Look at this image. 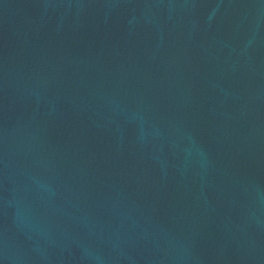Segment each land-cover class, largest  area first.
<instances>
[{
    "label": "water",
    "instance_id": "95a60500",
    "mask_svg": "<svg viewBox=\"0 0 264 264\" xmlns=\"http://www.w3.org/2000/svg\"><path fill=\"white\" fill-rule=\"evenodd\" d=\"M0 264H264V0H0Z\"/></svg>",
    "mask_w": 264,
    "mask_h": 264
}]
</instances>
